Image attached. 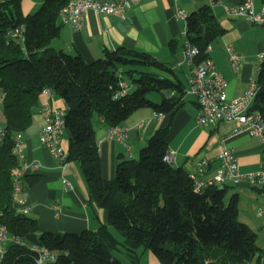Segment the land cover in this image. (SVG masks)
Returning <instances> with one entry per match:
<instances>
[{
	"label": "trees",
	"instance_id": "trees-1",
	"mask_svg": "<svg viewBox=\"0 0 264 264\" xmlns=\"http://www.w3.org/2000/svg\"><path fill=\"white\" fill-rule=\"evenodd\" d=\"M70 1L43 0L36 11L25 13L23 0H0V110L5 119L0 127V223L24 241L9 244L0 264H38L32 237L56 254V264H129L113 254L121 241L107 225L97 232L43 230L38 219L17 204L14 178L21 162L14 153L16 135L32 126L45 89L66 103L67 160L79 163L91 198L108 210L110 224L122 233L129 259L138 263L144 247L164 264H249L257 234L239 218L240 194L225 203L230 184L199 189L185 167L165 159L174 113L186 103L182 80L161 72L176 74L175 69L148 51L123 45L106 48L93 61L55 49L52 41L61 32L60 11ZM22 25L24 40L12 36ZM186 27V39L199 48L196 61L209 57L212 43L226 31L208 3L187 14ZM169 44L176 52L179 40ZM256 80L253 108L264 118V62ZM121 81L129 85L126 94H118ZM163 89L174 91L168 97ZM150 92L161 93V100L149 97ZM145 106L170 113V120L156 129L138 158L120 159L115 176L105 178L97 125L122 124ZM40 178L26 174L23 192ZM262 263L261 254L257 264Z\"/></svg>",
	"mask_w": 264,
	"mask_h": 264
},
{
	"label": "crops",
	"instance_id": "crops-1",
	"mask_svg": "<svg viewBox=\"0 0 264 264\" xmlns=\"http://www.w3.org/2000/svg\"><path fill=\"white\" fill-rule=\"evenodd\" d=\"M243 1L137 0L127 10L124 18L89 9L80 27L61 20L60 35L53 39L52 45L57 50L63 49L72 54L80 53L86 61H93L103 56L106 48L115 49L122 45L145 50L163 62L172 63V68L176 71L174 75L180 78L187 88L192 71L190 64H179L184 58L183 42L186 38L183 31L186 27V19L180 15L178 9L189 14L208 3L226 29L225 33L212 43L209 56L225 75L229 96L238 97L248 88L258 66L257 55L264 51V23L254 22L248 16L236 15L226 8ZM252 1L254 10L260 12L264 1ZM27 2L28 5L23 2L25 13L33 12L43 0L40 3L38 0H27ZM173 39L179 40L176 52L171 51L169 44ZM229 44L241 55L237 70L233 68L229 59L227 49ZM180 72L186 74L187 83ZM161 98L162 94L159 93L154 100L159 101ZM185 100L186 103L174 113L168 137L169 149L177 151L175 165H182L189 172L199 173L197 171L199 160L208 157L210 164L200 175L213 176L220 166L218 155L222 148L227 146L236 152L241 172H254L261 168L264 149V141L261 137L251 135L247 131L233 132L235 122L223 121L218 124L200 125L197 121L198 105L195 97L186 94ZM46 105L66 107L64 99L60 96L46 91L42 93L34 122L23 133L22 143L26 161L29 164L34 162L39 164L37 168L27 170L25 175L37 173L41 178L27 190L26 201L17 202L18 206L27 214L37 218L43 230L80 232L88 229L97 232L105 224L119 242L121 241L113 250L117 249L124 255L123 259L122 255H117L122 260L129 264H164L151 249L144 247L139 249L138 263L129 259L119 232L109 222L108 210L91 198L79 163L71 160L63 165L59 164V160L41 142L39 135L45 123L41 111ZM170 118V113L157 112L151 106L141 107L122 123L127 128L128 136L125 140L111 136L110 127L97 123L103 176L108 179L113 178L120 159L138 158L141 148L148 143L156 129L166 125ZM4 122L3 114L1 127L4 126ZM62 142L68 150L70 135L67 130L63 133ZM63 178H67L72 183V188L65 187ZM227 184L255 186L248 180ZM32 242L36 244V237H32Z\"/></svg>",
	"mask_w": 264,
	"mask_h": 264
},
{
	"label": "built area",
	"instance_id": "built-area-1",
	"mask_svg": "<svg viewBox=\"0 0 264 264\" xmlns=\"http://www.w3.org/2000/svg\"><path fill=\"white\" fill-rule=\"evenodd\" d=\"M137 0H71L60 11V19L64 23H70L75 27H80L85 19V13L89 9H94L99 13H111L120 17H126L127 10L132 7ZM221 1V0H209ZM226 8L236 15L248 16L254 22L264 23V3L260 12L254 10L252 0H244L243 2L232 7ZM180 15L186 19L185 14L181 9H178ZM24 26H20L13 31L12 36H16L24 40L22 36ZM187 27L183 31L186 38ZM229 59L235 70L238 69L241 55L235 48L229 44ZM199 53V48L185 40L183 48L184 58L180 61L181 64H190L192 75L190 77L189 86L186 88V93L195 97L198 105L197 121L200 125L218 124L219 122L228 121L235 122L236 126L233 132L247 131L251 135L259 136L264 141V118L261 112L253 108L256 95L258 93V83L256 74L261 69L264 62V51L257 55L258 66L255 75L251 78L250 84L244 94L238 97H230L228 94V81L222 71L219 70L214 60L209 56L201 61H196V56ZM129 90V85L126 81H121V89L118 94H126ZM46 92L53 93L49 89ZM41 113L44 116L45 123L40 132V140L45 144L54 156L59 160V164L63 165L68 160V150L63 145L62 136L65 131V108H58L51 105H46ZM1 131V130H0ZM110 135L115 136L119 140H125L128 136L127 128L122 125H116L110 128ZM23 133L19 132L16 135V144L14 153L19 158L21 165L15 173L14 178V196L17 202L23 203L26 201V192H23V181L27 170L38 167V163L29 164L26 161L25 154L22 149ZM218 158L220 166L216 174L210 177H203L200 173L204 172L210 164L208 157H203L198 162L196 172H190L191 177L197 188L205 189L211 185H223L228 182L239 183L243 180H248L255 186L261 185L264 187V149L261 159V168L254 172L244 173L240 171L239 159L236 152L230 147H223ZM165 159L170 163H176L177 151L169 149L165 154ZM66 188H72V183L63 178ZM260 216H264V209L258 211ZM14 242L24 243V241L10 233L8 227L4 223H0V255L3 257L9 244ZM32 248L37 251L38 264H56V254L47 246L33 244ZM1 260V259H0Z\"/></svg>",
	"mask_w": 264,
	"mask_h": 264
},
{
	"label": "rangeland",
	"instance_id": "rangeland-1",
	"mask_svg": "<svg viewBox=\"0 0 264 264\" xmlns=\"http://www.w3.org/2000/svg\"><path fill=\"white\" fill-rule=\"evenodd\" d=\"M41 0H38L40 3ZM25 4H27V0H23ZM38 3V4H39ZM28 5V4H27ZM40 5H38L34 11H36ZM167 65L172 67V63H167ZM153 70L160 71L159 69L154 68ZM187 70V68H186ZM185 72L187 73V71ZM163 74H168L171 77H175L173 73L167 72L166 71H161ZM179 72V70H178ZM181 73V72H180ZM182 78H184L185 82L187 83V78L185 73L180 74ZM2 88L0 87V106H2ZM156 94H159V92H150L148 95L152 99H156ZM188 95V94H187ZM191 95V94H190ZM192 96V95H191ZM2 118H3V109L0 110V127L2 123ZM261 186V185H259ZM239 193L240 194V201H239V208H240V213H239V218L241 221L246 222L257 234V248L255 249V255L253 257V260L250 261L249 264H257L258 257L262 254L264 257V216H260L258 214V211L260 208L264 209V191H260L257 187L253 186H243L241 184H230V188L225 196V203H228L230 198L234 193ZM119 232V237L121 240L124 239L122 233ZM121 246V249L124 250L123 246ZM113 254L115 256H121L122 259L124 255L117 249L113 250ZM1 259V255H0ZM263 264V263H262Z\"/></svg>",
	"mask_w": 264,
	"mask_h": 264
},
{
	"label": "water",
	"instance_id": "water-1",
	"mask_svg": "<svg viewBox=\"0 0 264 264\" xmlns=\"http://www.w3.org/2000/svg\"><path fill=\"white\" fill-rule=\"evenodd\" d=\"M173 91H174L173 89H163L162 90V92L168 97L172 95Z\"/></svg>",
	"mask_w": 264,
	"mask_h": 264
}]
</instances>
